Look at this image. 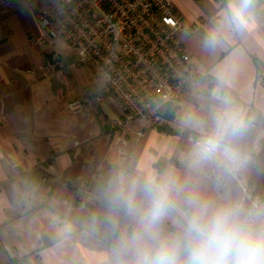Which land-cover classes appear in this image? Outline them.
Returning a JSON list of instances; mask_svg holds the SVG:
<instances>
[{"label":"crops","instance_id":"1","mask_svg":"<svg viewBox=\"0 0 264 264\" xmlns=\"http://www.w3.org/2000/svg\"><path fill=\"white\" fill-rule=\"evenodd\" d=\"M8 1L0 2V264H136L139 251L158 240L183 247L188 196L236 208L220 197L218 183L230 154L219 150L206 165L202 147L167 116L163 129L136 120L110 132L117 110L101 95L100 82L82 80L72 91L57 70L60 57L33 42L32 13L22 0ZM170 1L190 31L187 49L208 77L195 88L225 103L249 135L244 179L264 196V142L257 145L264 129V0H251L235 19L229 10L237 0ZM213 33L214 48L205 42ZM88 94L93 105L84 121L65 105ZM147 180H174L179 190L158 239L143 232L139 211L129 209V201L147 207ZM254 216L264 217V210Z\"/></svg>","mask_w":264,"mask_h":264},{"label":"built area","instance_id":"2","mask_svg":"<svg viewBox=\"0 0 264 264\" xmlns=\"http://www.w3.org/2000/svg\"><path fill=\"white\" fill-rule=\"evenodd\" d=\"M22 3L34 17L36 45L52 46L62 39L74 51V63L87 64L98 75L101 95L117 110L110 120V132L123 131L136 120L151 128L164 125V106L181 100L208 78L187 49L185 33L190 31L170 0ZM63 80L69 84L67 77ZM92 105L91 95H85L69 100L65 108L85 121ZM209 138L196 132L188 135L194 146H203ZM262 142L264 129L258 134L257 145Z\"/></svg>","mask_w":264,"mask_h":264},{"label":"clouds","instance_id":"3","mask_svg":"<svg viewBox=\"0 0 264 264\" xmlns=\"http://www.w3.org/2000/svg\"><path fill=\"white\" fill-rule=\"evenodd\" d=\"M251 0H237L236 10H229L231 18L236 12L245 13ZM206 45L214 48L219 42L217 34L206 38ZM222 131L230 130L238 134L240 125L235 117H222L218 121ZM220 141L209 138L202 146L204 155L211 154L220 147ZM227 152V149H225ZM147 207L138 210L129 201L131 211H139L140 226L143 232L158 239L159 225L175 208L174 193L178 192L174 180L157 183L144 182ZM190 212L184 216L181 225L185 243L181 248L178 241L158 240V242L139 251L142 257L136 264H264V225L252 228L243 219L238 209L216 206L201 200L196 195L186 198Z\"/></svg>","mask_w":264,"mask_h":264},{"label":"rangeland","instance_id":"4","mask_svg":"<svg viewBox=\"0 0 264 264\" xmlns=\"http://www.w3.org/2000/svg\"><path fill=\"white\" fill-rule=\"evenodd\" d=\"M40 47L44 49L48 48L60 57L58 61L60 67L57 70L59 73L66 74L72 91L79 89L78 83L82 80H85L90 86L96 87L99 85L100 78L90 66L87 64L76 65L74 63L75 53L64 40L56 39L52 46L41 44ZM52 68H54V65ZM195 87L184 95L181 100L168 103L167 106H164L162 109L163 124H166L165 117L167 116L166 119L170 121L171 126L177 123V126H173L174 128L184 129L189 133L196 132L197 134L209 135L211 138L221 142L217 151L207 155L205 164L211 166L214 157H216L215 154L219 150L221 152L223 149H227L224 157L230 154L229 157H232V162L223 163L219 167L218 183L221 192L220 197L224 200L228 196L227 199L237 209L243 210L248 214V220L252 223L251 227L259 228L261 225H264V217L254 216V213L264 210V196L261 188L256 185V187L252 186L250 189V184L244 179V174L247 171L243 167L244 149L249 147L248 140L250 137L243 134L241 128L236 135H232L230 130L222 131L219 129L218 121L222 117H229L227 105L210 94L201 93L200 89H196ZM187 96L191 97L190 101L187 100ZM253 152L254 148L252 147L251 155L255 157Z\"/></svg>","mask_w":264,"mask_h":264},{"label":"trees","instance_id":"5","mask_svg":"<svg viewBox=\"0 0 264 264\" xmlns=\"http://www.w3.org/2000/svg\"><path fill=\"white\" fill-rule=\"evenodd\" d=\"M162 127H163V126H158L157 128H161V129H163Z\"/></svg>","mask_w":264,"mask_h":264}]
</instances>
